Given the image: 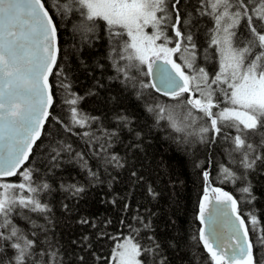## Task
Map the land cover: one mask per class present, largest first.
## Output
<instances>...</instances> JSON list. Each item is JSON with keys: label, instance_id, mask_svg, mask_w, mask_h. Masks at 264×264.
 <instances>
[{"label": "snow or ice", "instance_id": "snow-or-ice-1", "mask_svg": "<svg viewBox=\"0 0 264 264\" xmlns=\"http://www.w3.org/2000/svg\"><path fill=\"white\" fill-rule=\"evenodd\" d=\"M181 3L65 0L61 18L76 8L82 17L77 28L84 37L95 32L97 21H103L111 42L108 58L117 76L123 77L122 83L139 84L141 90L152 88L176 101L172 106L156 101L145 107L157 123L167 119L174 131L185 134L177 138L180 143L197 136L201 143L220 144L231 166L221 164L219 175L244 184L239 191L251 203L255 196L250 184L244 182L249 172L264 167V0H195L187 12L181 11ZM204 17L210 19L211 26L200 29ZM241 26L246 33L243 39ZM149 28L150 33L146 31ZM199 31L205 36V53L212 49L218 57L215 72L197 62L202 47ZM61 56L58 27L44 0H0V264H64L59 241L54 235L50 238L46 225L37 222L42 218L51 223L52 208L45 198L53 186L38 174L39 169L25 166L46 131V123L54 121L90 146L99 142V150L93 147V154L103 164L125 167L122 158L108 149L119 131L130 128L131 118L115 116L119 127L97 136L91 126L99 118L78 107L83 97L73 91ZM210 58L205 55L206 60ZM139 75L155 82L149 84ZM57 92L63 95L67 122L53 115ZM142 94L138 92V97ZM77 128L84 131H74ZM61 151L77 159L90 177L99 179L85 155L70 143L54 148L51 159L56 161ZM131 175L137 182L144 179L135 170ZM202 175L209 187L199 202L198 218L206 227L200 228L194 239L202 243L210 264H264V257L258 259L255 254L257 242L264 247V222L255 215V208L242 216L238 200L221 188L210 187L209 171L202 169ZM16 176L19 182H2ZM60 189L77 198L85 191L78 183H61ZM147 192L153 199L159 195L151 185ZM212 204L221 207L214 210L209 207ZM62 206L69 209L66 203ZM218 216L226 219L218 224ZM79 223L97 227L86 217ZM140 223L150 227L142 220ZM257 230L253 241L252 233ZM105 235L100 232L101 237ZM146 239L147 243H141L135 236L123 238L112 248L106 264H167L155 235ZM90 247L89 243L81 251ZM89 255L95 253L80 255V264H88Z\"/></svg>", "mask_w": 264, "mask_h": 264}, {"label": "trees", "instance_id": "trees-1", "mask_svg": "<svg viewBox=\"0 0 264 264\" xmlns=\"http://www.w3.org/2000/svg\"><path fill=\"white\" fill-rule=\"evenodd\" d=\"M52 1L53 3L44 0L58 27L62 66L66 67L72 80V87L84 96L78 107L90 116L100 117L95 125L92 124L91 130L97 136H102L104 130L111 131L118 128L119 125L114 117L121 113L131 118V125L130 128L119 131L118 136L113 139L114 145L112 144L108 149L125 162V167L117 168L111 164H103L101 158L93 154V147L85 143L84 139L66 133L54 121L46 123V131L34 146L30 163L25 165L39 169L38 174L48 179L54 189L45 198L52 208L49 214L51 223H46L42 218H38L37 222L46 225L50 238L54 235L55 240L65 246L69 245L71 239L76 238L81 241L82 236L87 234L97 239L96 231L102 229L100 227L104 224L103 219H112L114 226L117 227L129 223L133 226L131 236H135L141 243H147V235L151 233L155 235L164 249L163 255L167 258V264H210L202 243L194 239L198 237V230L201 228L198 211L205 183L204 180L201 183V168L195 169L193 166L194 157L191 159L193 154L189 153V149H194L193 146L183 143L184 148H187L184 149L185 157L182 150L174 146L176 144L172 137L167 135L169 138H164L154 131L153 116L155 115L145 108L144 100L148 97L134 99L131 93L114 82L118 78L117 75L112 77L113 73L109 70L99 69L101 65H105L106 53L111 43L104 22L97 21L95 32L88 33L84 37L77 28L82 21L79 11L73 8L61 18L54 10L61 13L62 7H59L58 0ZM194 3L195 0H182L181 11H189L188 6ZM119 78L123 79V77ZM139 79L150 84L146 75H139ZM80 84L84 85L85 93ZM136 87L137 94L142 91V96H154L169 106L176 104V101L168 97L157 95L152 88L141 90L139 84ZM61 96L62 94L57 92L53 115L62 116L67 122V112L62 111L65 106ZM74 131L82 132L83 129L77 128ZM64 142L75 143L73 149L85 155L92 171L98 173V180L90 177L88 170L67 152L61 151L56 161L51 159L54 155L53 149L59 150ZM213 146L215 147L211 145L196 149L197 157L201 159L199 164L205 168L208 165V158L212 157L214 163L224 158V154L221 153L222 148L212 151ZM50 168L52 171H49ZM133 170L144 179L137 182L131 175ZM209 172L210 184L230 192L238 200L242 216L251 212L244 201L246 194L239 191L244 184L240 181L233 183L225 180L210 169ZM14 181H19V176L4 182ZM61 183L65 185L78 183L85 188V191L77 198L61 190ZM244 183L250 184L252 194L255 196V200L251 203L256 209L255 215L264 222V167L248 173ZM149 185L159 194L155 199L148 195ZM65 203L69 206L68 210L62 206ZM82 217L88 218L97 227L82 225L79 223ZM141 220L150 224V227L146 228L140 223ZM20 223L23 226L24 222L20 221ZM258 233L259 230L252 233L253 241H256ZM193 248L199 251L198 258L192 257L190 250ZM72 253L69 262L65 263L80 264L78 257L74 255L75 252ZM100 257V261L95 262L87 256L88 264H105L106 251L100 252Z\"/></svg>", "mask_w": 264, "mask_h": 264}, {"label": "bare ground", "instance_id": "bare-ground-1", "mask_svg": "<svg viewBox=\"0 0 264 264\" xmlns=\"http://www.w3.org/2000/svg\"><path fill=\"white\" fill-rule=\"evenodd\" d=\"M64 2H65V0H58L59 7H63ZM183 4H184V1H183ZM201 20H203V21L199 25L200 29H205V28H208V27L211 26V21H210L209 18L204 17ZM239 33L241 35V39H243V37L246 35V33L244 32L243 26H241V28L239 29ZM198 38H199V42L202 45V47L200 48L201 55H200V57L198 58V61H197L198 64H200L201 66L205 67L209 72H215V71H217L218 70V57L215 55V53L213 52L212 49H209L207 53H205V51H204V49L207 47V44H206V40H205V36H204L203 31H199L198 32ZM205 55H207L209 57H212V58L206 60L205 59ZM108 56H109V51L106 53L105 65H101L99 67V69H104L105 68V70H109L110 73H113V75H112V77H113V76L117 75V73H116L115 69L113 68L112 61L108 58ZM114 82H116V84H118L120 87H122L123 89H125L129 93H131V95L133 96V98L136 99V100L141 99V98L148 97V99H152V101H148V99L147 100H144L148 104H153L156 101L161 102L158 98H156L154 96H140V97H138V94H137V90L138 89H137V87H133L131 85V83H129V84L122 83V79H120L119 77L116 78V80H114ZM81 88L84 90L83 92L85 93V90L86 89L84 88V85H81ZM73 91L78 96H81V97L83 96L82 94L80 95L74 89V87H73ZM144 93H146V92H144ZM61 97H63V95ZM176 111H177V113H179L178 111H180V109L177 108ZM119 115H125V114L121 113ZM96 117H98L99 118L98 120H100V117L99 116H96ZM153 119L155 121V127H153L154 128V131H156V133H158L159 135H162V137H164V138H169L168 136L172 137L173 138V141L176 144L174 146L177 149L182 150V154H184L185 157H186V154L184 152L185 151L184 149H187V148H184L183 143L178 142V139H177V138L184 137L185 134L184 133H178V132L174 131L172 127L168 126L169 125V122H168L167 119L160 120L159 123H157V119L155 118V116H153ZM95 124H96V122L93 123V125H95ZM83 131H84V129H83ZM187 131H192V129H188ZM77 143H79V141ZM70 144H72V146H73L75 143H70ZM112 144H113V141H112ZM185 144L191 145L194 148V149H189L190 150L189 153L190 154H193V156L191 155V159H192V157H194L193 166H195L196 164H199L200 163V160H201L199 157H197V150L199 149L197 147H205V146L208 147V146H211V145H215V147L213 146L211 148L212 151H215L217 149L222 148V151L223 152H221V153L224 154V158L222 160L216 161V163H214V159L211 157V159L208 158V165H207L206 168L203 165H201V167H200L201 168V170H200L201 171V174H200L201 183L203 181L202 169L203 170H207V171H209V169H210L216 175H218L219 172H220V165L221 164H224V165H227V166H231V165H229V161H228V158H227V156L225 154L224 148L220 144L219 145H217V144H207L206 145L205 143H201L200 140H199V137H197V136H189V137H187V142H185ZM92 147H94V148L96 147L95 150L98 151L99 150V142H97ZM109 153L114 154L113 152H109ZM218 153H220V152H218ZM196 168L197 167L195 166V169ZM251 172H254V171H251ZM251 172H249V173H251ZM244 201L248 205V207H249V209L251 211H252L253 208H255L251 204L252 202L251 203H248L247 202V199L246 198L244 199ZM255 212H256V209H255ZM103 220H104L103 221L104 224H102L101 227H100L102 229H98L96 231V237H97V239H95L92 236H89L88 234L87 235H83L82 234L83 236H82L81 241H78L76 238H73V239H71L69 241V245H66V246L65 245H60L61 246V252H62V254H64V264H66L65 262H69L70 255L71 256L73 255L72 251L75 252L74 255L76 257H79L80 255L88 254L90 252H94L95 253V256H99L100 257V252L105 253V251H106V253H107V259H108L110 257V254L112 252V248L114 247V245L117 242H122L123 238L128 237V236H131V231H132V227H133L131 224L127 223L126 226H123V227H121V226L119 227L118 226L117 227V226H114V222L112 221V219H103ZM20 221H23V220H20ZM115 228H117V230ZM100 232H104V233H106V235L103 236V237H101L100 236ZM79 235H81V234H79ZM79 235H77V236H79ZM85 236L88 237V240L87 241H85L83 239V237H85ZM106 236H107V239H106ZM112 237H117L118 239L114 240V239H112ZM73 241H77V243L76 244H73ZM89 243L91 244V247L90 248H86L85 251L82 252L81 249L82 248H85V245H87ZM72 245H74V247H72ZM65 249H66V253H65ZM256 249H257V258L259 259V258L264 257V247H262L259 244V242H257ZM190 252H191L192 257H194V258H198L199 257V251L196 248H193L192 250H190ZM95 256L89 255V257L91 259H94L95 262L100 261V260H96Z\"/></svg>", "mask_w": 264, "mask_h": 264}, {"label": "water", "instance_id": "water-1", "mask_svg": "<svg viewBox=\"0 0 264 264\" xmlns=\"http://www.w3.org/2000/svg\"><path fill=\"white\" fill-rule=\"evenodd\" d=\"M150 80H151V83H154L155 81H153V79L150 77ZM156 91V90H155ZM157 92V91H156ZM159 95H161L159 92H157ZM33 148H34V146H33ZM12 178H14V177H8V178H3V179H12ZM208 187H209V185H208ZM211 187V186H210ZM210 208H212V209H217V208H219V207H221V206H219V205H216V204H212V205H210L209 206ZM226 218L225 217H223V216H218L217 217V222H218V224H220V223H222L224 220H225ZM234 219V218H233ZM202 227H206L205 225H203L202 224Z\"/></svg>", "mask_w": 264, "mask_h": 264}, {"label": "rangeland", "instance_id": "rangeland-1", "mask_svg": "<svg viewBox=\"0 0 264 264\" xmlns=\"http://www.w3.org/2000/svg\"><path fill=\"white\" fill-rule=\"evenodd\" d=\"M50 1L53 3L52 0H50ZM54 12L56 13V15H58L59 17H61V13H60L58 10L55 9ZM58 16H57V17H58ZM59 17H58V18H59ZM151 31H152V30H151V28H150L149 33H150ZM18 182H19V181H18Z\"/></svg>", "mask_w": 264, "mask_h": 264}]
</instances>
